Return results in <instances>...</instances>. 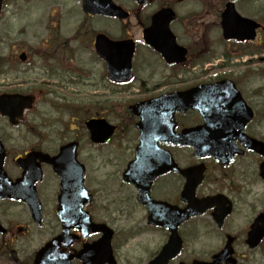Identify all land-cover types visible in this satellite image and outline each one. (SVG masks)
<instances>
[{
  "label": "flooded vegetation",
  "instance_id": "1",
  "mask_svg": "<svg viewBox=\"0 0 264 264\" xmlns=\"http://www.w3.org/2000/svg\"><path fill=\"white\" fill-rule=\"evenodd\" d=\"M230 1L145 0L140 5L127 0L121 6L128 19L122 22L82 13L84 23L99 17L110 22L95 36L112 39L107 31L118 24L128 28L123 39L135 42V53L131 80L122 83L109 77L106 62L94 53V38L85 44L79 27L67 38L50 26L45 37L27 47L7 37L0 25L5 174L0 187L5 190L7 179L17 195L0 198V264H196L211 262L229 248L234 260L229 264H264V257H254L264 255V240L254 249L246 244L251 227L264 226V100L255 87L262 77L255 67L261 69L264 59L263 0L234 1L236 10L249 12L248 18L260 26L249 41L222 38L220 18ZM185 2L198 11L179 22L176 6ZM162 8L175 14L170 30L186 50L183 62L168 65L142 42L143 30ZM222 82L231 90H209L204 109L218 136L213 138L226 142L213 144L211 154L200 158L192 145L196 134L190 145L177 144L183 131L204 122L193 106L205 103L199 98L203 93L192 91ZM124 91L129 92L126 100L115 101ZM187 93L196 101L184 112L180 103L164 102ZM23 97L30 98V109L23 108ZM139 103V111L127 112ZM120 108L127 114H120ZM89 121L99 122L93 136L86 128ZM169 124L178 137L165 144L161 139ZM230 124H244L243 133L252 143L228 137ZM89 137L108 138L93 144ZM141 139L144 147L138 155ZM137 156L142 188L123 178ZM163 165L169 170L159 173ZM198 166L203 173L193 197L185 185L197 180ZM56 171L72 181L63 176V186ZM202 200L206 204L198 202ZM63 204L64 222L58 216ZM239 218L245 221L240 229L235 223Z\"/></svg>",
  "mask_w": 264,
  "mask_h": 264
},
{
  "label": "rangeland",
  "instance_id": "2",
  "mask_svg": "<svg viewBox=\"0 0 264 264\" xmlns=\"http://www.w3.org/2000/svg\"><path fill=\"white\" fill-rule=\"evenodd\" d=\"M115 2L117 4H122L125 0H115ZM188 4V2L184 3L180 11H198V8L194 7L191 3L189 5L192 7L187 8L186 5ZM152 6H154V3L151 7ZM65 11L68 12L67 16L64 13ZM73 12H78V14L74 16ZM1 17L0 25L5 29L7 37L15 38L19 43H22L27 47L29 45H34L36 43L35 39L45 37L48 33L47 29L50 26L59 27L61 34L67 38H71L75 29L79 27L85 44L91 42V39L93 38L91 37L92 33L105 32L107 28L110 27V22H107L106 19L101 17H99L98 20L92 19V21H86L84 23L85 18L81 12V0H7L5 11ZM60 17H65L63 18L64 21H61ZM206 20L212 21L213 18L207 17ZM191 22L196 24L194 18H191ZM127 31L128 28L126 26H116L108 32H111V35L114 38H119L122 35L124 36ZM132 31L137 32L138 30L133 29ZM255 69L256 72H259L262 75L261 78L256 80L255 87H260L264 100V62L261 64V69L256 67ZM166 74H169L168 70H166ZM127 93L129 92L124 91V94L118 95V99H115V101L121 102L122 100H126ZM262 133L264 134V130H262ZM249 210L250 208L244 209V211L247 212ZM235 223L240 229L243 227L245 221L243 218H239L236 219ZM204 239L205 238H199V241H204ZM207 255L208 254H199L198 256L204 257ZM254 257L255 259H258L259 257H264V255L256 254ZM250 264H254V262L252 261ZM257 264L261 263L259 262Z\"/></svg>",
  "mask_w": 264,
  "mask_h": 264
},
{
  "label": "water",
  "instance_id": "3",
  "mask_svg": "<svg viewBox=\"0 0 264 264\" xmlns=\"http://www.w3.org/2000/svg\"><path fill=\"white\" fill-rule=\"evenodd\" d=\"M1 2V0H0ZM83 10L89 14H102L111 17H117L119 19H125L126 14L123 11L115 6L111 0H83ZM232 8L226 10L223 15V23H222V30L223 35L226 39H238V40H245L253 38L252 30L256 27L255 24L249 20L243 19L239 16L232 15ZM172 16L169 12H162L161 14L157 15L153 20V32H160V38H153L152 34L149 36V42L147 40L146 35V42L149 45L154 47L156 52L160 53L163 59L167 63L173 62V60L182 59L183 55L185 54L184 50H180L176 48L174 44L173 37L168 31V21L171 20ZM164 32V34H163ZM156 44H155V43ZM164 42V44H162ZM162 44V49L156 48L157 45ZM95 49L96 53L105 59V61L109 64L113 62L112 66V76L114 80L118 82L124 81L129 77L130 71V61L134 53V46L131 41L125 42H114L110 43L102 36H98L95 40ZM99 123V122H98ZM98 123L90 122L87 124V128L89 129L91 135H95L97 132ZM170 137V136H167ZM93 142H98L99 137H91ZM188 141H182L181 144H185ZM3 152L0 149V166L2 162ZM1 173V171H0ZM191 189L194 188L195 183H189ZM1 189V187H0ZM264 226L257 227L254 226L251 229V233L249 234L251 241L249 242L250 247H255L260 239L263 236ZM222 256V254L220 255ZM197 264H205V263H197Z\"/></svg>",
  "mask_w": 264,
  "mask_h": 264
}]
</instances>
